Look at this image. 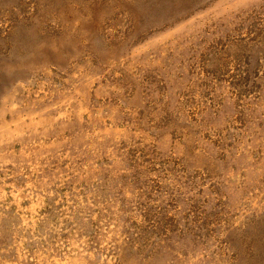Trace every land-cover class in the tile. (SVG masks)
I'll use <instances>...</instances> for the list:
<instances>
[{
  "label": "rangeland",
  "instance_id": "1",
  "mask_svg": "<svg viewBox=\"0 0 264 264\" xmlns=\"http://www.w3.org/2000/svg\"><path fill=\"white\" fill-rule=\"evenodd\" d=\"M0 264H264V0H0Z\"/></svg>",
  "mask_w": 264,
  "mask_h": 264
}]
</instances>
